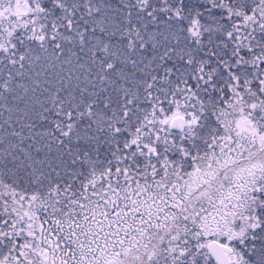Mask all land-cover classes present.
<instances>
[{
  "label": "snow or ice",
  "instance_id": "1",
  "mask_svg": "<svg viewBox=\"0 0 264 264\" xmlns=\"http://www.w3.org/2000/svg\"><path fill=\"white\" fill-rule=\"evenodd\" d=\"M0 264H264V0H0Z\"/></svg>",
  "mask_w": 264,
  "mask_h": 264
}]
</instances>
